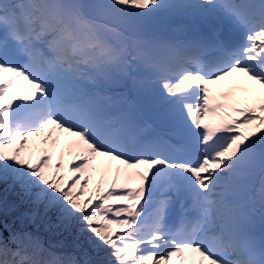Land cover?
Here are the masks:
<instances>
[{
	"label": "snow or ice",
	"instance_id": "6c2138e0",
	"mask_svg": "<svg viewBox=\"0 0 264 264\" xmlns=\"http://www.w3.org/2000/svg\"><path fill=\"white\" fill-rule=\"evenodd\" d=\"M173 11L245 35L142 38ZM236 73L264 89V0H0V182L21 190L34 218L76 233L60 252L0 233V264H264L252 227L257 212L264 223V95L246 104L237 89L210 87ZM124 78L153 86L166 129L154 141L97 90ZM50 129L73 138L71 159ZM174 139L191 155L166 154Z\"/></svg>",
	"mask_w": 264,
	"mask_h": 264
},
{
	"label": "rangeland",
	"instance_id": "374dc122",
	"mask_svg": "<svg viewBox=\"0 0 264 264\" xmlns=\"http://www.w3.org/2000/svg\"><path fill=\"white\" fill-rule=\"evenodd\" d=\"M220 2H223V0H220ZM157 17H160V22L157 25V29L152 34L148 33H141V36L145 40L149 41H156L161 43H181V42H187L189 40L194 39H208L211 38L213 34L215 33H221V35L225 34L228 35L229 27L233 31L240 32V35L236 38L232 35V40L240 41L243 40V37L245 35V29H236L233 28L231 25L227 23H222L218 21L217 19H208L204 20L199 17L190 16L182 12L173 11L169 13H162L157 14ZM207 27V29L210 31V34L207 38H202L199 35V29ZM226 28V29H225ZM228 29V30H227ZM176 31L177 33H175ZM228 33V34H226ZM198 36V37H196ZM240 75L239 73H236ZM242 75V74H241ZM123 79L116 80L118 82L113 83L112 81H108L102 85L99 86V89H97L100 92L101 96H110L114 100V104L110 107V111L112 115L119 116L121 113H124L131 117L132 119V128L135 135H137L139 138L145 140V141H154L156 140L159 135L156 130V127L163 125L161 122H157L156 114H155V108L150 103V95H151V89L152 84L145 81L144 83H134L132 79L125 78L124 81L121 83ZM131 84L132 90L136 95V100L127 102L125 100L124 92L122 91V87L125 84ZM88 87L90 88H96L95 85L89 84ZM210 87H216L225 91L237 89L238 95L241 96L246 101V104H258L261 101V96L264 95L263 90L260 89L261 94H258V92L255 93H246L244 92V87H241V84L238 82V78L236 76L229 77L226 81L222 82L220 85L217 86H210ZM138 102V103H137ZM139 110H142L145 113V119L143 120V117L139 115ZM147 122L156 123L158 126H154L153 128L150 127L146 128ZM209 122V121H208ZM164 126V125H163ZM49 131L52 132V139L58 140L61 147H64L65 152V160L71 159V157L68 155V149L66 147L67 142L73 139L70 137L67 133H62L59 130H52ZM145 133V135L143 134ZM47 135V132L45 133ZM38 139V138H33ZM162 150L169 155H183V156H190L191 155V146L189 144L186 149L189 151H184V149H173L169 144L162 145ZM59 152V149L56 150V153ZM56 153L54 154V160L56 159ZM116 168L115 162H113L112 165V173L107 177L108 179L111 178V175H114ZM101 179L100 172L95 171L93 172V182L89 184L88 190L91 191L95 185L96 182H98ZM255 183V187L257 191L260 187V180H258ZM258 200V197H256ZM258 207V204H257ZM179 205H175L173 217L177 216L179 217ZM252 227L257 237H260L261 235H264V223L261 222L260 215L257 212L252 217Z\"/></svg>",
	"mask_w": 264,
	"mask_h": 264
},
{
	"label": "trees",
	"instance_id": "16d2710c",
	"mask_svg": "<svg viewBox=\"0 0 264 264\" xmlns=\"http://www.w3.org/2000/svg\"><path fill=\"white\" fill-rule=\"evenodd\" d=\"M151 20L152 22L142 31L143 33L152 34L157 29L160 17L155 16ZM174 32L177 33L176 31ZM233 76L238 78L239 84H241V87H244V92L252 94L258 92V94H261V87L259 85L248 81L241 74H234ZM112 82L116 83L118 81ZM209 122L215 123L214 120H209ZM258 180L259 178L254 182ZM13 232L21 234L30 233L33 237L38 238L43 248L56 252L71 250L75 244V232L68 233L54 229L50 226L49 222L39 217L34 218L32 206L25 199L21 190L13 185L11 181L7 183L0 182V233H3L4 238L8 239ZM24 243L28 246L29 253L33 252L32 244L27 240ZM39 256L42 259L47 258V252L40 253Z\"/></svg>",
	"mask_w": 264,
	"mask_h": 264
},
{
	"label": "bare ground",
	"instance_id": "6f19581e",
	"mask_svg": "<svg viewBox=\"0 0 264 264\" xmlns=\"http://www.w3.org/2000/svg\"><path fill=\"white\" fill-rule=\"evenodd\" d=\"M227 28H229V32L228 33H230L229 35H232L233 34V36L236 38L237 36H239L240 35V32H238V31H233L231 28H230V26L229 27H227ZM226 29V28H225ZM228 33H226V34H228ZM209 31L207 32V34H206V36H205V38H207V36H209ZM196 37H198V36H196ZM59 154V152H57L56 153V155H58Z\"/></svg>",
	"mask_w": 264,
	"mask_h": 264
}]
</instances>
